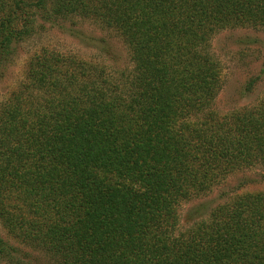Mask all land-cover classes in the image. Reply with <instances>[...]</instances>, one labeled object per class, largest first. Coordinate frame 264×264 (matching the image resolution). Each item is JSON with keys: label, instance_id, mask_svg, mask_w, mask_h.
<instances>
[{"label": "trees", "instance_id": "1", "mask_svg": "<svg viewBox=\"0 0 264 264\" xmlns=\"http://www.w3.org/2000/svg\"><path fill=\"white\" fill-rule=\"evenodd\" d=\"M73 17L112 28L131 65L28 56L0 101L7 234L58 264H264L263 191L240 182L186 226L179 216L235 172L264 170V96L218 111L210 47L229 27L264 28V0H0V75L23 41ZM13 251L0 235V262Z\"/></svg>", "mask_w": 264, "mask_h": 264}, {"label": "rangeland", "instance_id": "2", "mask_svg": "<svg viewBox=\"0 0 264 264\" xmlns=\"http://www.w3.org/2000/svg\"><path fill=\"white\" fill-rule=\"evenodd\" d=\"M45 26V29L18 45L13 60L2 67L0 101L24 79L28 56L43 47L85 59L102 60L113 69H127L131 65L126 46L112 28L98 20L73 17L57 24L46 23ZM210 47L222 66V85L215 97L214 107L226 113L256 104L264 96V28L229 27L213 36ZM251 80L253 83L249 89L247 86ZM240 182L243 188L236 192H264V170L257 166L235 172L205 194L182 202L180 224L187 225L193 207L202 205L209 210L230 198ZM0 235L16 249L12 255H4L0 264H58L47 253L28 247L19 237L8 235L1 224Z\"/></svg>", "mask_w": 264, "mask_h": 264}]
</instances>
